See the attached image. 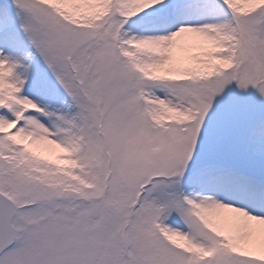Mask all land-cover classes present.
<instances>
[{"label": "snow or ice", "instance_id": "6c2138e0", "mask_svg": "<svg viewBox=\"0 0 264 264\" xmlns=\"http://www.w3.org/2000/svg\"><path fill=\"white\" fill-rule=\"evenodd\" d=\"M0 264H264V0H0Z\"/></svg>", "mask_w": 264, "mask_h": 264}]
</instances>
